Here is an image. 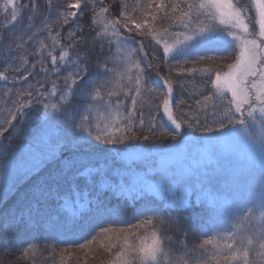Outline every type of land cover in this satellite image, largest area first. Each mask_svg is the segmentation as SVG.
I'll return each instance as SVG.
<instances>
[{
	"label": "snow or ice",
	"instance_id": "6c2138e0",
	"mask_svg": "<svg viewBox=\"0 0 264 264\" xmlns=\"http://www.w3.org/2000/svg\"><path fill=\"white\" fill-rule=\"evenodd\" d=\"M96 2L97 0H93V7ZM32 4L36 7L35 0H32ZM99 4V12H93L91 39L83 27L75 25L68 29L66 39L69 43L65 47L61 41V33L56 32L53 36L51 26L44 24L42 30L47 31L51 39V50L48 52L52 66L50 71L57 76L61 71L65 73L63 87L53 81L51 88H48L37 81L35 85L29 84L27 88L17 92L16 99L10 101L11 108L0 124V138L9 129L12 130L9 135H22L29 118L28 110L33 104H40L44 115L48 116L49 102L54 99L52 108L56 111L50 120L43 122L35 137L37 150L32 157V167L54 162L60 159L63 152L69 151L71 154L61 160L62 167L49 178L57 189L62 182L74 181L80 175L81 168L91 170L88 163L80 159L86 155L84 147L104 151L89 142L88 137L94 135L92 124L80 116L78 109L91 104H103L111 108L113 98L117 107L124 100H130V109L127 104L123 105L127 116L123 120L117 117L112 130L108 126L101 130L97 125L94 135L97 141L117 144L140 140L141 137L143 141H149L150 137L159 134L171 136L179 147L181 141L176 136H186L188 129H191L193 134L196 131L206 134L210 156H222L228 151L235 153L243 148L259 162L260 171L258 178L253 176L246 180L247 204L239 198L229 197L230 206L221 212L220 193L216 188L209 187L211 177L207 174L200 176L197 181L199 187L192 192L184 191V198L190 199L195 195L198 201L208 206V224L206 229H201V243L190 249H187V245L182 246L187 251L180 260L174 258L173 250L167 246L170 238L163 227L178 225L180 221L168 215L163 207L143 209L136 217V223H129L127 228L119 230L106 227L103 223L94 224L92 232L83 238L84 243H79L78 247L90 249L93 243L99 242V247L109 253L118 248L109 264H252L249 256L253 246L258 245L264 255V0H248V3L245 0H168V3L165 0H159V3L152 0L147 7L152 8L153 12L146 13V18L140 23L123 10L118 18L102 16L109 12V8L103 5L102 0H99ZM48 7L51 8V0H48ZM19 8L27 9V6L20 5ZM68 8L78 9L83 15L81 0H76ZM252 9L255 10V17L249 14ZM3 11L6 19L10 17L9 24L4 25L5 30H8L17 22L21 12L18 11L16 0H4ZM158 12H163L162 19L171 20L169 26L162 30L154 26L157 19L155 13ZM98 16L101 20H97ZM76 18V11H65L58 15L57 20L62 25H69L70 21L74 24ZM32 20L33 17L29 16V25ZM121 29L151 37L156 47L146 50L143 41H137L134 36L123 35ZM25 35L31 40L35 33L26 32L19 37L13 33L8 37L9 54L27 43ZM113 38L118 50L120 45L139 44L138 48L129 49V55L119 69L116 66L109 67L110 60H114V57L105 56V45L111 51ZM4 44L5 37L0 35V46ZM97 46V58L93 62L92 53ZM47 48L48 45L41 41L40 52ZM160 48L162 56L156 55ZM57 49L59 55H53L52 52ZM149 51L153 53L152 59L148 58ZM209 51L220 52L221 55H207ZM26 55L27 53L20 56L24 65L28 64ZM133 55L137 56L135 60L130 59ZM229 57L232 62L226 64L227 71L198 66L205 61H225ZM156 59L168 66L169 77L175 72L177 78H165L157 71L156 76L162 83L151 86L142 63L146 62V67L151 68L152 61ZM171 61H175V65ZM188 64L192 67H185ZM156 67L159 68V64ZM43 71L47 73L49 69ZM193 74L206 77L203 81L205 91L195 101L196 115L189 116L183 110L187 102L183 95L178 97L176 93L185 90L182 77ZM7 79L0 72V80ZM23 79L27 82L28 76ZM125 79L127 84H122L121 81ZM112 85L126 90L115 91ZM161 88L165 90L162 111L161 106L154 103L161 98ZM76 101L81 103L77 104ZM218 101L223 104L222 111L217 107ZM173 105L180 111L179 118L173 113ZM153 107L156 111H152ZM188 107L191 108V105ZM164 117H167L176 132L167 127ZM182 128L184 132L180 133ZM137 131L139 135L136 134ZM70 173L74 174L69 175ZM188 178L173 176L171 179L178 185L177 190L182 191L183 183ZM49 180L39 186L38 197L19 205L16 212L5 209L0 214L4 226L10 222L24 223L27 228L38 218L52 217L55 209L49 206V202L54 199L56 192L53 187L48 186ZM167 180L166 177V184ZM0 191L4 189L0 188ZM167 202L169 208L179 206L175 198H169ZM257 210L258 233L254 238L242 234L243 223L256 216ZM107 223L113 221L108 220ZM8 248L6 237L0 232V250ZM210 250L211 255H208ZM24 254L26 255V250Z\"/></svg>",
	"mask_w": 264,
	"mask_h": 264
},
{
	"label": "trees",
	"instance_id": "16d2710c",
	"mask_svg": "<svg viewBox=\"0 0 264 264\" xmlns=\"http://www.w3.org/2000/svg\"><path fill=\"white\" fill-rule=\"evenodd\" d=\"M2 2L3 0H0V35L5 37V44L0 46V72H3L8 79L6 81L0 80V124L3 123L8 109L11 108L10 101L15 100L16 93L27 88L29 84L35 85L37 81H40L46 87L51 88V83L55 81L59 87H63V76L65 73L61 71L57 76L53 75L50 71L52 66L48 52L51 50V39L48 37L47 31L42 30L44 24L47 23L51 26L53 36H55L56 32L61 33V41L66 47L69 43L66 39L68 29L75 25L83 27L86 33L90 34L91 39V34L93 33V26L91 24L93 12H99L100 7L99 0H97L95 7H93V0H81L83 15L80 14V10H77V18L74 24L70 21L69 25H62L57 20L58 15L65 11H72L68 6L76 2V0H51V8L48 7V0H35L36 7H33L32 0H16L18 11L21 12V15L14 25L5 30L4 25L9 24L10 20L6 19L2 14ZM102 2L104 6L109 8V12L102 14V16H107L110 19L118 18L120 11L123 10L137 23H140L146 18V13L153 12L152 8L147 7L152 0H102ZM156 3H159V0H156ZM165 3H168V0H165ZM20 5H26L27 9H20ZM160 13L162 12L155 13L157 19L154 22V26L158 30L168 27L171 23L169 19H162L163 15ZM29 16L33 17L31 25H29L28 21ZM148 18L150 19V17ZM97 20H101V17L98 16ZM121 31L123 30L121 29ZM172 31L174 30L172 29ZM26 32L35 33V36L29 40L28 36L25 35L24 39L27 40V43L22 44L9 54L7 52V45L10 43L8 37L13 33L19 37ZM122 34L134 36L137 41H143L146 50L150 47H156L151 37L141 36L135 32H122ZM41 41L48 45V48L42 53L40 52ZM129 46L138 48L139 44H129ZM97 51L98 46L92 53L93 62L97 58ZM26 53L28 64L24 65L20 60V56ZM111 53L108 51V45L106 44L105 56L110 57ZM52 54L58 56L59 49L52 52ZM140 55L142 56V54ZM156 55L162 56V48L159 49ZM207 55L219 56L221 53L209 51ZM152 56L153 53L149 51L148 58L152 59ZM103 58L101 57V59ZM136 58L137 56L135 55L130 57L131 60H135ZM183 59L182 57L181 60ZM114 62L110 60L109 67L113 66ZM230 62H232V59L228 58L225 61H205L199 66H208L214 69L219 68L225 71L227 69L226 64ZM116 63L120 66L124 61L119 59ZM152 63L153 67L151 68L146 67V62L142 63V66L146 68V77L151 86L155 87L162 83L156 76L157 71L165 78H177L175 72L169 77L168 66L161 63L160 60H153ZM171 63L175 65L176 62L171 61ZM157 64H159V68L156 67ZM185 67H192V65L188 64ZM43 69H49V71L45 73ZM24 76H28L27 82L24 81ZM197 76L198 74L182 77L185 90L176 93L178 97L183 95V98L187 102L183 106V110L189 116L196 115L197 106L195 101L205 91L203 83L205 79H203L202 75L198 78ZM122 90L124 91V88ZM164 93L165 90L161 88V98L154 101L155 104L161 106L160 111H162V97ZM76 103L80 104L81 102L76 101ZM123 104H127L130 109V102L128 100H124ZM189 104L191 108L188 107ZM37 105L40 106V104L34 103L33 107L28 110L29 118L27 123L33 126L25 125V131L22 135H17L16 133L9 135L12 132L9 129L8 132L4 133V137L0 138V167L11 165L17 170L19 167L22 168L20 176L15 178L13 185H16L13 190L19 185L22 186L17 190L20 195L16 198L15 204H6L2 207L0 214L5 209H8L9 212H16L19 205L32 201L34 197H38L39 186L44 184L46 180H49L52 175L56 174L62 167L61 160L71 154L69 151H65L60 156V159L54 162H45L39 167H32V163L25 165V159L22 160L20 158V151L26 142L32 140L40 125V121L48 118L47 116H43V109H40ZM121 106L125 108L123 105ZM84 110V107L78 109V113L82 117L84 116L82 115ZM152 111H156L155 107L152 108ZM173 113L177 118L180 117V111L175 105H173ZM164 122L166 123L165 118ZM167 127L171 129L168 124ZM171 130L173 132L177 131ZM179 132L183 133L184 129H180ZM136 134L139 135V131ZM197 135H201V138L206 137V134L200 131H196L193 134L191 129H188V135L183 137ZM181 138V135L176 136L177 140ZM172 141L171 136H160L157 134L155 137H150L149 141H143L142 137L140 140L125 141L123 147L127 150L148 147L159 149L165 148ZM89 142L100 149L106 146V144L104 146L97 144L94 136L89 139ZM126 149L117 148L115 150L94 151L92 148L84 147L83 152L86 155L81 156L80 159L88 163L90 171L88 168H81L80 175L74 181L62 182L58 189L49 180L48 186L53 187L54 192H56L54 199L49 202V206L55 209V213L50 219L38 218L26 228L24 223L10 222L7 226H4L2 215H0V232H3L9 245L8 249L0 250V264H109V261L113 259V253L118 251V248H114L112 253H109L99 247V242L93 243L90 249H80L78 244L84 243L83 238L89 236L94 224L103 223L104 226L116 230L127 228L129 223L137 222L136 217L147 207H163L167 210L168 215L179 219L180 223L178 225L163 226L170 238L167 246L173 250L176 260H180L187 249L201 243L203 239L200 235L201 229H206L208 224V206L190 198L185 202V207L169 208V204L165 201L166 197L160 195L159 197H164V199L159 198L154 193L142 190L143 188L127 193V185L137 175V170L141 171L140 173H145L146 170L155 167L159 171V177L161 175L164 178L166 175L161 172L162 167L157 165V160L153 156L146 161L151 162L150 165H143L141 167V163L137 159H133L131 163H128L123 158ZM14 155H16L15 158ZM208 169L211 170V167ZM250 170L251 177L253 175L257 178L259 177V166L251 164ZM73 174L70 173L69 175ZM211 176L209 187L219 190L220 185L215 174ZM221 177H224V184L230 186L225 171L221 173ZM249 178L250 176L246 175L243 181ZM25 182H28V184L25 185ZM229 189H231V186ZM224 190L227 191L226 188L223 189L221 187V191L225 192ZM227 197L231 196L228 194ZM238 198L247 204V190ZM140 218L143 219V217ZM108 220L113 221V223H107ZM246 224L249 225V223ZM246 224L242 226L241 231L245 230ZM96 231H99V228H96ZM109 235H112V233ZM115 239L113 235L114 242ZM183 245H187V249L183 248ZM25 250L26 255L24 254ZM208 255H211V250ZM249 259L252 261V264H264V255L256 247L251 249Z\"/></svg>",
	"mask_w": 264,
	"mask_h": 264
},
{
	"label": "rangeland",
	"instance_id": "374dc122",
	"mask_svg": "<svg viewBox=\"0 0 264 264\" xmlns=\"http://www.w3.org/2000/svg\"><path fill=\"white\" fill-rule=\"evenodd\" d=\"M245 3H248V0H245ZM2 4H4V0ZM71 10L77 11L78 9H71ZM2 14L5 16L3 9H2ZM160 14L164 15L163 12ZM249 14L255 17V10L252 9V11ZM8 20H10V17L8 18ZM130 27H132V25H130ZM122 30L123 31H121V33L122 32L127 33L126 30L124 29ZM173 30L176 31V29ZM227 39L231 40L230 37H227ZM113 43L114 44L112 45L110 51L112 52L110 57H114L113 61L115 62L113 63V66H116L119 69L123 66L124 63L119 66L116 63L117 60L122 59L125 62V58L128 57L129 55V49L133 48L134 46H129V44L126 46L120 45L118 50L115 38H113ZM229 58L232 59L231 57ZM225 71H227V69H225ZM200 76L201 74H198L197 78ZM203 79H206V77L203 76ZM121 83L127 84L126 79L124 81H121ZM112 87L113 90L115 91H121V92L123 91L122 88L117 85H112ZM125 90L126 88H124V91ZM128 101L130 102V100ZM113 102H115V98H113ZM51 103L54 104L55 100L51 99L49 102V105L51 106L48 109L49 111V115L47 116L48 118L44 120L42 119L43 121H40V125L37 128V132L32 137V140L26 142L25 146L20 151L21 152L20 158L22 160L25 159V165H29L30 163H32V157L37 150V143L35 137L37 133L41 130V126L43 125V122L45 120H50L52 114H54V112L56 111L55 109L52 108ZM38 107L42 109L41 106ZM217 107L221 111L223 110V104H221L219 101L217 102ZM84 108L85 110L82 113V115H84L83 118H86L87 121L91 122L94 134H96L97 125H99V128L101 130H103L105 126H108L109 130H112L114 124L117 122V117H119L120 120H123V118L127 114L125 108H123L122 106L117 107L115 103H113V106L111 108H108L103 104H99V105L91 104ZM164 118L168 126L171 129L175 130L174 126L169 121H167V117ZM26 125L33 126L28 123ZM84 135H87V133H84ZM90 138L91 137H88V139ZM95 141L97 144L102 146L106 144L103 142V140L100 141L95 140ZM180 141L181 143L179 147L176 146L175 141H172L168 143L165 148H159V149H156L155 147H151V148L148 147V148L127 150L125 147H123V143L106 144V146H104L102 149L103 150H115L117 148L126 149L125 153L123 154V157L130 161L133 159L139 160L138 162L141 163L140 164L141 167L143 165H150L151 162H146V161L149 160L151 156L155 157L158 163L157 165L162 167L161 172L166 176L162 178L163 176L160 175L159 177V171L155 167L146 170L145 173L144 172L140 173L141 171L137 170L136 172L137 175L133 178L132 182L127 185L128 187L126 188V192L127 193L133 192V190L143 188L142 190L146 192L154 193L156 194L157 197H159L160 195L166 197L167 198L165 200L166 202L168 201L169 198H175L179 205L178 208L185 207L186 204L185 202L187 201V199L184 198V191L192 192L194 188L199 187L197 181L199 180L200 176L207 174L212 178L211 175L215 174L218 184L220 185V189L218 190L221 196L220 210L221 212L225 211L231 204L230 199L227 197L228 194L231 197H236V198L241 197L243 195V193L246 191V180H247L245 179V181H243V178L246 175H249L251 178L252 174H250L251 173L250 165L254 164L255 166L258 167L259 162L256 161L254 157L249 155L246 152V150H244L243 148H241L235 153L228 151L225 152L224 155L222 156H210L209 155L210 146L207 142L206 137L201 138V135L189 136L187 138L184 137ZM96 147L99 148L98 146ZM15 157L16 155H14V158ZM209 167H211V170L208 169ZM20 170H22L21 167H19V169L17 170L11 165L0 167V188L4 189V191H0V210L6 204L8 205V204L16 203V198H18V196L20 195L18 194L17 190L22 186L19 185L17 186L16 189L13 190V188L16 186L13 185L15 178L17 176H20ZM222 170L225 171L231 189H229L230 186L228 184H224L223 182L224 177L220 178L221 173H224V171ZM173 176L177 178H181L185 176L189 177L184 181L182 191L177 190L178 185L171 179ZM166 177L168 178L167 184L165 183ZM140 182H142V184H140ZM27 184L28 182H25V185ZM221 187L223 189L226 188L227 191L224 190L225 192H222ZM164 197L163 198L159 197V198L164 199ZM190 198L192 200L198 201L195 195H192ZM181 200H183L182 204L180 203ZM258 215H259V211L257 210L256 216L243 223V225L246 223H249V225L246 224L245 230L241 231L242 234L248 235L253 238L255 237L256 233H258L259 231V225L257 223ZM253 247H256L257 250L260 251L258 245H255Z\"/></svg>",
	"mask_w": 264,
	"mask_h": 264
}]
</instances>
